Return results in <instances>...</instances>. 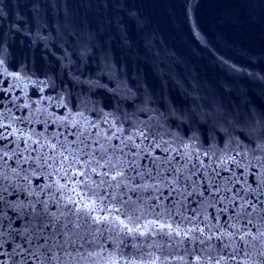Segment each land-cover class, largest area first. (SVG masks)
Instances as JSON below:
<instances>
[{"label":"water","instance_id":"95a60500","mask_svg":"<svg viewBox=\"0 0 264 264\" xmlns=\"http://www.w3.org/2000/svg\"><path fill=\"white\" fill-rule=\"evenodd\" d=\"M64 3L74 22L83 26L86 21L94 33L93 54L86 59L78 54L82 36L70 37L63 30V7L54 10L46 0H0L3 46L0 59L4 61L0 65V172L8 177L2 181L6 190L0 193L4 198L0 207L5 214L0 225L3 232L0 260L4 264H14V260L20 259L14 252L15 245L27 247L21 232L30 219L19 218L20 213L10 205L18 207L21 202L27 205L37 197L49 198L51 193L47 190L41 193V189L59 179L49 176L48 169L36 171L34 162L31 165L22 162V156L35 158L46 153V147L41 149L46 141L55 143L57 138L72 141L78 131L85 129L95 135L98 129H108L118 110L128 115L139 113L145 101L150 100L147 107L155 109L166 121L171 135L164 139L175 140L173 148L182 140L203 152L209 148L210 137L214 149L223 148L227 132L242 141L239 151L243 152L244 145L255 148V143L223 116L239 115L241 119L264 116V0H64ZM37 4L43 9V26L35 19ZM58 27L63 34L58 33ZM110 65L115 70H110ZM106 118L109 123H105ZM139 118L146 119L144 115ZM117 126L124 129L125 137L130 131L135 132L129 122L118 121ZM37 140L40 144L34 143ZM25 148L35 150L25 152ZM156 155H161L159 149ZM248 155L251 158V152ZM203 159L205 164L209 163L208 157ZM144 164L151 167L147 159L141 161ZM236 171L241 182L233 193L248 186L255 190L264 169L253 162L247 173L244 168ZM29 185L28 191L20 187ZM80 191L86 192L83 185ZM59 195L56 193L50 200L49 211L61 220L55 226L59 241L64 240L60 233L66 231L72 238L71 247H53L49 253L58 254L60 264L142 261L149 264L154 256L160 257L158 264H184L173 258L176 255L185 256L188 264H192L193 248L202 258L209 254L206 245H200L199 241L193 244L185 240L182 246L173 244L170 248L167 237H141L127 232L124 224L141 231L153 228L149 221L156 217L151 206L157 201L151 191L130 194L143 213L138 214V221L129 222L121 215L124 224H120L113 213L110 219L114 222L99 225L97 233V225L90 221L85 224L81 217L82 227L75 235L72 222L76 217L69 215L72 205L64 208L63 201L55 203ZM163 196L168 197L162 198L165 204H171L175 198L169 197L167 189ZM248 197L255 200L251 191ZM182 211L193 222L181 223V227L198 225L205 234L210 231L214 234L211 241L216 246L211 251L214 258L217 249L224 255L232 251L231 247H222L227 236L223 241L215 236L240 229L241 234L247 231L251 235L245 237L247 246L245 242L233 243L237 251L228 264H264V236H260L264 220L254 215L251 224L247 220L234 221L236 213L232 205L227 200L217 201L215 195L209 199L207 190L203 197L195 193L187 197ZM64 217L69 221L67 229L63 227ZM52 231L53 227H49L48 232Z\"/></svg>","mask_w":264,"mask_h":264},{"label":"snow or ice","instance_id":"6c2138e0","mask_svg":"<svg viewBox=\"0 0 264 264\" xmlns=\"http://www.w3.org/2000/svg\"><path fill=\"white\" fill-rule=\"evenodd\" d=\"M46 2L54 10L63 7V30H66V34L70 37L80 38L82 36L78 54L83 59L91 56L93 54L91 41L95 39L91 26L86 21L83 26L77 25L64 0H46ZM34 11L37 24L43 26L44 20L41 16L43 9L40 4L34 6ZM58 33L63 34L59 27ZM27 34L31 35V33ZM2 50L3 46L0 45V51ZM3 63V59H0V65ZM109 69L115 70L114 65H110ZM128 91L131 94V90ZM149 103L150 100H146L139 113L132 115L118 110V114L114 116L111 123L107 118L105 119V123H109L107 130L101 131L96 126L98 130L95 135L85 129L78 131L76 139L72 141L67 139L61 141L59 138L55 143L46 141L41 145V149L47 148L46 153L38 154L35 158L21 157L22 162L30 165L34 162L36 171L43 172L48 169L49 176H58L59 179L53 180L51 184L41 189V193H44L45 190L51 193L49 198L40 199L37 197L35 200H29L27 205L21 202L18 207L10 205L20 213L19 218L30 217L28 224L21 232L27 247L23 244L15 245L14 252L20 259L14 260V264H60L58 254L49 255L52 248L64 249L66 245L71 247L72 238L67 231L60 233L64 236V240L59 241L55 226L59 225L61 220L49 211V202L56 193L60 195L58 199L54 200L55 203L59 205L63 201L64 208L72 205L69 215L76 217V220L72 222V235H75L82 227L81 217L84 218L85 224L90 221L91 224L97 225V233L100 232L99 225L114 222L110 219L113 213L117 214L115 219L120 224H124V221L120 220L121 215L125 216L129 222L138 221V214L142 215L143 213L139 204L131 200L130 194L151 191L153 198L157 201L154 206H151L156 217L149 221L153 228L141 231L139 228H128L124 224V228L129 234L136 233L141 237L148 235L167 237L170 248L173 247V244L176 247L182 246L185 240H190L193 244L199 241L200 245H206L209 254L202 258L196 254L195 248H193L191 250L192 264H222V262L228 264L230 259H235L237 251L232 246L233 243L245 242V246H247L245 237L250 236L251 232L246 231L241 234L240 229H237L236 233L220 232L219 236H215V239L223 241L227 236V243H223L222 247L223 249L231 247L232 251L224 255L217 249V255L214 258L211 255V251L216 249V246L211 244L214 234L211 231L205 234L204 229L198 225L192 228L181 227V223L193 222L191 217H186L183 214L182 205L186 203L187 197L194 193L203 197L204 191L207 190L209 199L215 195L217 201L223 203L227 200L232 205L236 213L234 221L247 220L251 224L254 215L264 220V171L260 172L255 190L248 186L247 189H237L233 193L236 184L241 182V176L237 174V169L244 168L247 173L253 166V162L260 169H264V116H253L251 119H241L239 115L223 116V119H226L232 127L242 131L252 140L255 143V148L244 145L243 152L239 151L242 141L237 136L229 135L226 132L223 148L214 149L210 137L209 148L201 152L199 149H194L191 144H185L182 140L180 145L173 148L172 143L175 140L169 142L164 139L166 135H171L165 127L166 121L155 109L147 107ZM140 115H144L146 119H140ZM118 121L120 124L129 122L135 132L130 131V134L125 137L124 129L117 126ZM114 140H118L119 143L114 144ZM25 143L27 144V140ZM34 143L40 144V141L37 140ZM157 149L161 153L159 156L156 155ZM34 150L24 149L25 152ZM249 152L252 154L251 158H249ZM203 157L209 158L208 164L204 163ZM145 159L151 164V167L148 164L141 165V161ZM222 173H227V175H222ZM94 176H98L99 180H94ZM4 179H8V177L0 172V193L6 190L2 184ZM24 180H28V177L24 176ZM60 180L65 182L60 183ZM244 184L247 185L246 176ZM81 185L84 186L86 192L80 191ZM20 187L22 190L28 191L31 186ZM164 189H167L169 197H175L171 204L162 202V198L163 200L168 199L163 196ZM241 191H244L243 196L240 195ZM249 191L255 194L254 201L248 197ZM3 199V195L0 194V202ZM139 199L140 197H137V200ZM237 200H239L238 205ZM223 210L221 209V211ZM100 213L107 214L101 215ZM4 215L3 208L0 207V225H2ZM207 219L208 217H205V220ZM64 220L63 227L67 229L69 221H67V217H64ZM206 226L211 227L210 225ZM49 227H53L51 233L48 232ZM196 233H199V236ZM260 236H264V231L260 232ZM2 238L3 232L0 230V239ZM33 244H35V248H33ZM154 245H157V242H154ZM201 251H205V248H202ZM2 252L3 246L0 244V254ZM185 253L188 254L187 249H185ZM173 258L188 264L185 256L176 255ZM159 260L160 257L154 256L149 264H158ZM0 264H4V261L0 260Z\"/></svg>","mask_w":264,"mask_h":264}]
</instances>
